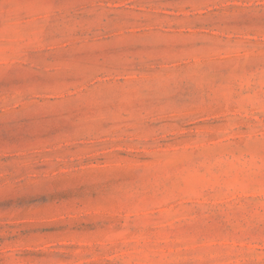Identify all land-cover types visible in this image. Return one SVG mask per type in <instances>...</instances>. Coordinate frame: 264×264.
Here are the masks:
<instances>
[{
  "label": "rangeland",
  "instance_id": "374dc122",
  "mask_svg": "<svg viewBox=\"0 0 264 264\" xmlns=\"http://www.w3.org/2000/svg\"><path fill=\"white\" fill-rule=\"evenodd\" d=\"M0 264H264V0H0Z\"/></svg>",
  "mask_w": 264,
  "mask_h": 264
}]
</instances>
